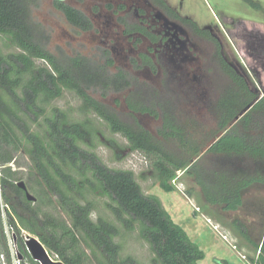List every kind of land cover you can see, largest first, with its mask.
<instances>
[{
  "label": "trees",
  "instance_id": "1",
  "mask_svg": "<svg viewBox=\"0 0 264 264\" xmlns=\"http://www.w3.org/2000/svg\"><path fill=\"white\" fill-rule=\"evenodd\" d=\"M33 1L0 0V39L4 38L7 48H15L4 52L0 46V253L7 256L10 264L5 229L8 223L19 253L28 264L40 263L28 251L23 231L37 236L49 253L56 254L64 264H139L133 256H122V246L116 241L120 234L117 222L103 216L93 218L94 200L89 195L96 192L111 199L107 207L118 222L126 228L138 224L141 236L156 253L157 264H201L205 251L173 219L158 196L143 191L134 171L107 165L88 144V128L82 122L69 121L67 113L59 108L48 112V106L65 90L73 92L86 112L103 119L111 132L124 136L132 150L151 161L154 177L165 192L175 191L171 181L182 171L200 187L204 210L235 211L243 204L246 188L264 184V94L253 92L244 76L219 53L222 70L231 85L215 103L209 104L218 121L203 140L190 122L183 123L173 112L178 106L170 102L174 99L170 91L190 94L192 89L184 90L185 82L169 67L152 101L145 96L147 91L133 88L132 78L123 70L110 75L104 66L83 57L66 64L38 39L32 20ZM156 1L167 5L165 0ZM245 1L261 8L252 0ZM55 4L76 27H93L85 12L64 0H55ZM192 24L197 32L211 38L208 29ZM134 30L158 41V36L145 27L137 25ZM212 39L217 42L215 37ZM156 56L154 60L141 53V63L154 68L155 63L162 62L158 53ZM37 59L47 64L37 65ZM181 62L172 57L168 65L179 67ZM92 86L118 92L130 89L126 100L129 112L161 116L159 138L141 125L124 120L95 98L89 92ZM163 91L170 94L169 108L158 98ZM195 96L186 107L194 108L196 99L204 98L197 93ZM250 105L252 108L236 121ZM38 122L43 130L32 128L31 123ZM173 144L177 149L172 148ZM24 154L31 161L27 167L35 201L29 200L26 190L18 185L25 177L19 160L24 159ZM208 159L210 163H205ZM232 228L240 241L259 250L254 264H264V237L254 240L246 223L238 218L232 221Z\"/></svg>",
  "mask_w": 264,
  "mask_h": 264
},
{
  "label": "rangeland",
  "instance_id": "2",
  "mask_svg": "<svg viewBox=\"0 0 264 264\" xmlns=\"http://www.w3.org/2000/svg\"><path fill=\"white\" fill-rule=\"evenodd\" d=\"M65 1L89 15L93 27L82 30L70 23L56 6L55 0H34L31 6L32 20L42 45L66 64H70L75 57H83L96 66H104L110 75L118 70L125 71L132 78L133 88H137L138 92L147 91L145 96L152 101L156 98L155 93L162 88L163 74L169 67L170 72L176 73L185 82L182 88H191L190 94H193L171 90L174 99L170 102L175 107L178 106V110L170 109L183 123L185 120L190 122L192 130L195 134L199 132L203 140V135L216 127L218 121L209 104L215 103L221 92L231 85V80L222 70L219 53L244 76L253 92L260 96L264 94V0H252L260 4V9L254 8L245 0H165L166 6L156 0ZM119 4H124L125 8L122 9ZM137 6L144 8L148 14L151 13L155 19L156 15L168 17L181 28L187 37L185 40L187 39L188 46L191 45V59L189 57L179 67H173L168 65V55L162 52V62L155 63L154 68L149 64H142L140 52L148 54L154 60L157 58L153 53L156 43L134 30V26L140 24L139 18L134 14ZM192 22L200 29H208L211 38L197 32ZM155 26L148 30L156 34ZM0 46L4 52L15 49L7 48L3 37L0 39ZM35 62L37 65L47 64L41 59ZM89 92L124 120L141 125L159 138L161 116L148 112H129L126 100L130 96V89L118 92L109 87L92 86ZM196 93L204 98L196 99L194 108L186 107L196 97ZM169 96L167 91L158 95L160 101L168 103L167 108L171 107ZM53 108L66 112L69 121L82 122L88 128V144L107 165L133 170L143 191L161 199L173 219L205 251L206 257L201 264H254L253 260L257 259L259 250L240 241L232 228V221L236 218L242 220L254 240L263 239L264 184L254 183L246 188L242 196L243 204L235 211L220 208L204 210L203 195L193 177L182 171L177 172V176L171 181L175 191L165 192L154 177L151 161L143 153L132 150L124 136L111 132L103 119L95 113L86 112L81 99L73 92L65 90L61 97L51 102L48 112ZM40 122L31 123L32 128L43 130ZM171 146L177 149L176 145ZM19 160L22 164L20 169L25 176L23 180L28 185L29 192L35 195L31 189L32 177L27 167L31 161L25 154L24 159ZM206 161L205 163H210L209 159ZM14 168L17 167L14 165ZM89 198L94 200V219L103 216L116 221L120 227L116 241L122 246L123 257L133 256L139 264H157L156 253L151 244L141 236L138 224L133 228H126L118 222L107 207V203L112 202L109 197L95 192ZM54 199L57 200L56 196ZM5 229L13 232L8 223ZM23 236L25 239L29 233L23 231ZM51 255L59 260L56 254ZM4 262H7V256L0 253V263Z\"/></svg>",
  "mask_w": 264,
  "mask_h": 264
},
{
  "label": "flooded vegetation",
  "instance_id": "3",
  "mask_svg": "<svg viewBox=\"0 0 264 264\" xmlns=\"http://www.w3.org/2000/svg\"><path fill=\"white\" fill-rule=\"evenodd\" d=\"M119 5L122 9L125 8L124 4H119ZM134 11L136 17L139 18V22H140L139 26L145 27L146 29H152V27H154L157 24L155 26L156 35L158 36L157 42H154L148 35L137 31L141 33L143 36H147L148 38L151 39V41L156 43L155 44L156 46H154L153 48L154 49L153 53L155 55L158 53L159 56H161V53L163 52L165 55H168L169 58L177 57L180 58L183 62H185L186 59L190 57L189 52L191 45L188 46L189 43L187 42V39L185 40V38H187L185 37V32L181 28H179L174 22L170 21L168 17L165 16L160 17L156 15L157 19H155L154 17L151 16V13L148 14V12H145L144 8L139 6L135 7ZM150 17L153 18V22H151ZM161 20H164V22H162ZM154 21L156 22L154 23ZM141 53L143 52H140V54Z\"/></svg>",
  "mask_w": 264,
  "mask_h": 264
},
{
  "label": "water",
  "instance_id": "4",
  "mask_svg": "<svg viewBox=\"0 0 264 264\" xmlns=\"http://www.w3.org/2000/svg\"><path fill=\"white\" fill-rule=\"evenodd\" d=\"M253 105L248 106L241 115L237 118L236 121L240 117H242L245 113H247ZM18 185L26 190V196L29 200L35 201L36 197L28 191L25 181H20ZM25 243L28 251L30 252L31 256L38 261L40 264H64L60 260H55L52 255L49 253L47 247L41 242V240L35 236L29 233V236L25 237ZM22 258V256H20Z\"/></svg>",
  "mask_w": 264,
  "mask_h": 264
},
{
  "label": "built area",
  "instance_id": "5",
  "mask_svg": "<svg viewBox=\"0 0 264 264\" xmlns=\"http://www.w3.org/2000/svg\"><path fill=\"white\" fill-rule=\"evenodd\" d=\"M6 233L8 235L10 254H11L10 264H28V261L25 258H23V256L19 253L18 247L13 238V233H10L9 231L7 232V230ZM234 249H237V247L234 246ZM20 256H22V258ZM243 257L246 258L245 255ZM3 264H8V263L4 262Z\"/></svg>",
  "mask_w": 264,
  "mask_h": 264
},
{
  "label": "crops",
  "instance_id": "6",
  "mask_svg": "<svg viewBox=\"0 0 264 264\" xmlns=\"http://www.w3.org/2000/svg\"><path fill=\"white\" fill-rule=\"evenodd\" d=\"M258 257V256H257Z\"/></svg>",
  "mask_w": 264,
  "mask_h": 264
}]
</instances>
